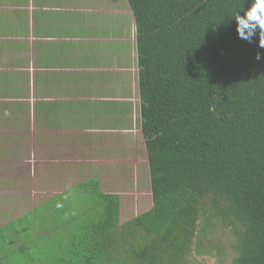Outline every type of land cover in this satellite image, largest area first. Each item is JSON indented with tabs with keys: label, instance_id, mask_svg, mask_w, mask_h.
Segmentation results:
<instances>
[{
	"label": "trees",
	"instance_id": "obj_1",
	"mask_svg": "<svg viewBox=\"0 0 264 264\" xmlns=\"http://www.w3.org/2000/svg\"><path fill=\"white\" fill-rule=\"evenodd\" d=\"M126 2L153 206L122 221L121 196L91 175L0 226V264H264V49L231 18L253 0ZM28 77L2 78L10 129L31 125ZM54 105L37 101L35 120ZM128 106L108 111L121 124Z\"/></svg>",
	"mask_w": 264,
	"mask_h": 264
},
{
	"label": "crops",
	"instance_id": "obj_2",
	"mask_svg": "<svg viewBox=\"0 0 264 264\" xmlns=\"http://www.w3.org/2000/svg\"><path fill=\"white\" fill-rule=\"evenodd\" d=\"M93 2L95 5L91 0H0V89L4 87L5 71H30L29 55L34 69L25 82L29 96L24 100L33 96L31 120L36 124L38 119L51 123L60 116L47 126L53 135L62 133L65 127L118 132V115L108 110L116 102H125L123 97L132 93L128 74L134 58L128 43H123L125 48L117 43V18L97 10L98 4ZM123 29L125 26H121L122 36ZM46 59L48 66L39 68L38 61ZM109 61L115 64L108 65ZM40 100L54 101L55 105L45 118L40 113L35 120V105ZM1 101L6 100L0 97ZM106 134V139L116 138ZM88 136L96 139L94 133ZM97 137L103 142L101 136ZM126 138L129 144L131 135Z\"/></svg>",
	"mask_w": 264,
	"mask_h": 264
},
{
	"label": "rangeland",
	"instance_id": "obj_3",
	"mask_svg": "<svg viewBox=\"0 0 264 264\" xmlns=\"http://www.w3.org/2000/svg\"><path fill=\"white\" fill-rule=\"evenodd\" d=\"M94 1L98 4L97 10L102 9L105 15L117 18L118 33L122 31L121 26H125L124 36L118 37L117 43L124 48L123 43H128L129 53L134 58V65L128 74L132 93L123 97L129 104L125 120L128 124H118V132L65 127L62 133L53 135L50 127L33 121L28 128L23 129H10L0 121V226L33 211L52 196L91 175L100 177L102 191L121 196L122 221L153 206L149 162L138 112L140 98L133 13L126 0H100L101 6L97 0ZM27 57L29 72L32 73L33 64L29 55ZM28 101L33 104L35 100L30 95ZM92 133L96 135L94 141L89 139L94 136H88ZM106 133H112L111 137L115 135L116 138L106 139ZM129 134L132 140L128 144L129 138L126 136ZM55 136L60 140L55 139ZM97 136H101L103 142L98 141ZM128 148L131 151H127Z\"/></svg>",
	"mask_w": 264,
	"mask_h": 264
},
{
	"label": "clouds",
	"instance_id": "obj_4",
	"mask_svg": "<svg viewBox=\"0 0 264 264\" xmlns=\"http://www.w3.org/2000/svg\"><path fill=\"white\" fill-rule=\"evenodd\" d=\"M236 22V31L240 39L249 43L255 37H259V47L264 49V0H253L252 6L240 11L231 17ZM257 60L261 59V53H257Z\"/></svg>",
	"mask_w": 264,
	"mask_h": 264
}]
</instances>
